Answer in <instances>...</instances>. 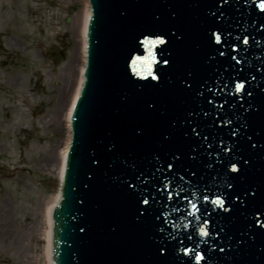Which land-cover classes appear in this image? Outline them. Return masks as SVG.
<instances>
[{
	"label": "water",
	"instance_id": "obj_1",
	"mask_svg": "<svg viewBox=\"0 0 264 264\" xmlns=\"http://www.w3.org/2000/svg\"><path fill=\"white\" fill-rule=\"evenodd\" d=\"M86 1L53 263L264 264V0Z\"/></svg>",
	"mask_w": 264,
	"mask_h": 264
},
{
	"label": "rangeland",
	"instance_id": "obj_2",
	"mask_svg": "<svg viewBox=\"0 0 264 264\" xmlns=\"http://www.w3.org/2000/svg\"><path fill=\"white\" fill-rule=\"evenodd\" d=\"M2 6L9 24L0 33V206L7 202L16 228L12 241L0 243V264H34L44 241L40 233L34 236L31 218L27 225L24 219L54 192L38 179H57L52 165L39 164L60 134L43 122L55 112L62 68L75 64L72 29L82 0H0Z\"/></svg>",
	"mask_w": 264,
	"mask_h": 264
},
{
	"label": "bare ground",
	"instance_id": "obj_3",
	"mask_svg": "<svg viewBox=\"0 0 264 264\" xmlns=\"http://www.w3.org/2000/svg\"><path fill=\"white\" fill-rule=\"evenodd\" d=\"M88 3L86 0H82L81 10L77 13L73 20V32L76 36V49L75 56L73 60L75 64H68L67 68L63 69V76L61 77L62 83L59 86L57 106H55V112H52L46 119L44 127H53V130L59 132V139L56 140L51 149L44 153V158L41 161L40 168L44 165H52L51 171L57 177L59 183L62 181L64 161L69 148V141L71 139L68 129L70 123L67 121L66 117L69 114V110L73 107L74 99L79 94L82 87L83 79L81 77V71L83 69V55L86 49V28L87 21L90 14V9L87 8ZM15 47L21 48L22 46L14 43ZM19 112V111H17ZM22 129H28L22 126ZM41 134H35L34 140H40ZM6 152V151H5ZM60 191L57 187L54 192L49 196H46L44 200L37 201L36 208L31 213L32 215L24 219V225L29 224L27 220H30L33 224L31 229L35 232L34 236L37 238V234H41V238L44 241L43 245V255L38 257L34 264H40L44 258V264H53L51 261V212L53 205L58 203ZM7 202H4L0 206V243H5L6 241L13 240L14 231L16 225L12 222V215L9 216L8 210L6 208ZM11 219V220H10ZM44 225V227H42ZM26 227V226H24ZM30 227H26L28 230ZM12 239V240H11Z\"/></svg>",
	"mask_w": 264,
	"mask_h": 264
},
{
	"label": "flooded vegetation",
	"instance_id": "obj_4",
	"mask_svg": "<svg viewBox=\"0 0 264 264\" xmlns=\"http://www.w3.org/2000/svg\"><path fill=\"white\" fill-rule=\"evenodd\" d=\"M3 6L0 9V33H2V29H6L7 25L9 24V16L3 15L4 11H3ZM36 10H38V8H36ZM8 44H9V40H8ZM7 42H4L3 47H5L6 45H8ZM11 47H13V45L9 44ZM4 118H7L8 116V112L4 113V115H2Z\"/></svg>",
	"mask_w": 264,
	"mask_h": 264
},
{
	"label": "snow or ice",
	"instance_id": "obj_5",
	"mask_svg": "<svg viewBox=\"0 0 264 264\" xmlns=\"http://www.w3.org/2000/svg\"><path fill=\"white\" fill-rule=\"evenodd\" d=\"M260 7H261V8H264V2L261 3ZM217 39H219L218 36H217ZM157 42H159V38H158ZM136 59L139 60V59H141V58H140V57H137ZM165 63H166V61H165ZM241 86H242V85L238 84V85H237V88H239V87H241ZM192 131H193L196 135H199V133H196L195 128H193ZM205 139H207V138L205 137ZM171 166H172V165H169V167H171ZM232 167L235 168V165H233ZM146 202H147V201H145V203H146ZM198 258H199V257H198Z\"/></svg>",
	"mask_w": 264,
	"mask_h": 264
}]
</instances>
